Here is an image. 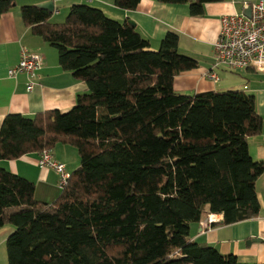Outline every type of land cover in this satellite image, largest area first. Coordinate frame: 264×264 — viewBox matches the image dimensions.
Instances as JSON below:
<instances>
[{
  "label": "trees",
  "instance_id": "16d2710c",
  "mask_svg": "<svg viewBox=\"0 0 264 264\" xmlns=\"http://www.w3.org/2000/svg\"><path fill=\"white\" fill-rule=\"evenodd\" d=\"M140 1L117 6L133 11ZM157 1L188 4L201 17L207 3L223 0ZM14 6L0 0V17ZM21 14L89 92L68 112L9 114L2 123L0 161L58 145L80 157L53 203L36 199L33 182L0 165V230L14 228L8 264H242L193 241L191 224L206 215H222L225 225L259 215L264 161L253 159L248 144L264 132L255 97L175 90V78L199 63L181 54L174 33L153 50L134 23L85 4L59 24L35 5Z\"/></svg>",
  "mask_w": 264,
  "mask_h": 264
},
{
  "label": "crops",
  "instance_id": "0c3cea01",
  "mask_svg": "<svg viewBox=\"0 0 264 264\" xmlns=\"http://www.w3.org/2000/svg\"><path fill=\"white\" fill-rule=\"evenodd\" d=\"M53 1L54 12L51 23H64L74 5L85 4L102 10L109 18L118 22L134 23L140 33L151 42L153 50L160 48L169 33L179 37L181 54L198 61L199 68L182 73L175 78V90L183 93H207L213 91L238 90L256 99L257 110L264 119V72L244 69L228 74L217 70L219 80L207 76L215 63V43L222 28V19L244 11L258 0H223L207 3L201 17L191 14L190 5L165 4L157 0H141L137 9L126 11L117 6V0H15L12 10L0 17V130L9 114L35 116L45 111L57 110L62 113L74 108L77 97L89 92L84 81L74 78L72 73L61 68L57 50L33 34L25 25L21 14L23 6H38ZM23 48L42 55L44 64L33 78L34 89L27 91L29 77L18 73L11 77L9 71L18 66ZM235 75V76H234ZM249 151L255 161H264V132L248 140ZM63 146L74 162L68 164L55 152ZM52 150L54 157L66 166L78 169L77 154L68 150V145H58ZM75 149V148H74ZM77 151V150H76ZM40 154H28L17 160H2L6 170L36 184V198L54 200L60 193V175L52 168L39 166ZM72 169V170H73ZM75 169V170H76ZM74 170V171H75ZM260 204L259 215L255 218L231 225L222 224L223 216L217 222L206 224L209 215L200 223L191 224L193 241L216 247L222 254H235L242 264H264V174L256 183ZM14 228L5 226L0 230V264H8L7 240Z\"/></svg>",
  "mask_w": 264,
  "mask_h": 264
},
{
  "label": "built area",
  "instance_id": "2783aa9c",
  "mask_svg": "<svg viewBox=\"0 0 264 264\" xmlns=\"http://www.w3.org/2000/svg\"><path fill=\"white\" fill-rule=\"evenodd\" d=\"M43 62L42 55L23 48L18 66L11 69L9 75L14 78L18 73H26L29 77L27 91H32L35 85L32 80L42 68ZM220 69L229 72L244 69L264 72V0L251 4L250 17L237 13L223 17L221 32L215 43V63L207 76L217 82V70ZM39 166L55 170L61 177V188L66 186L70 174L66 166L54 157L52 150H43ZM217 220L216 215H209L206 224L216 223Z\"/></svg>",
  "mask_w": 264,
  "mask_h": 264
},
{
  "label": "rangeland",
  "instance_id": "374dc122",
  "mask_svg": "<svg viewBox=\"0 0 264 264\" xmlns=\"http://www.w3.org/2000/svg\"><path fill=\"white\" fill-rule=\"evenodd\" d=\"M58 52V51H57ZM225 73H223V74H228V73H232V72H229V71H224ZM235 76V75H234ZM68 150H72V152H74V154H77L76 156H77V158H78V160L80 161V157H79V154H78V151H76V149H74V148H71V147H66ZM55 150V149H54ZM64 150H66L63 146H58L57 148H56V150H55V152L57 153V154H59L60 155V158H61V160H63V161H66L68 164H70V163H73L74 162V159H73V157H71V155L69 154H66L65 153V151ZM5 169V168H4ZM73 168H71V166L69 165V170L68 171H74L75 169H73ZM67 171V170H66ZM60 180H61V178H60ZM35 184V183H34ZM35 186H36V184H35ZM59 187H60V190H62L61 189V186H60V184H59ZM60 194H61V191H60V193L58 194V196H57V198L60 196ZM57 198H55L54 200H52V199H50V200H42V202H46V203H53V201H55ZM37 199V198H36ZM38 200L40 201V199L38 198Z\"/></svg>",
  "mask_w": 264,
  "mask_h": 264
},
{
  "label": "water",
  "instance_id": "95a60500",
  "mask_svg": "<svg viewBox=\"0 0 264 264\" xmlns=\"http://www.w3.org/2000/svg\"><path fill=\"white\" fill-rule=\"evenodd\" d=\"M38 7L41 8V9H44V10L50 12V13L54 12L53 1H48V2H45V3L39 4ZM244 15L247 16V17L251 16V6H249V8L244 11Z\"/></svg>",
  "mask_w": 264,
  "mask_h": 264
}]
</instances>
